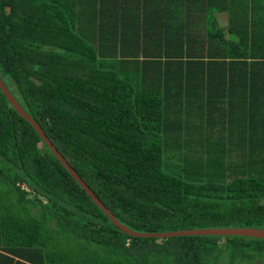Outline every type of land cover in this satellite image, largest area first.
Listing matches in <instances>:
<instances>
[{"label":"trees","instance_id":"trees-1","mask_svg":"<svg viewBox=\"0 0 264 264\" xmlns=\"http://www.w3.org/2000/svg\"><path fill=\"white\" fill-rule=\"evenodd\" d=\"M249 6L0 0V78L130 229H264V16ZM263 251L254 238L121 232L0 89V264H236Z\"/></svg>","mask_w":264,"mask_h":264},{"label":"water","instance_id":"water-1","mask_svg":"<svg viewBox=\"0 0 264 264\" xmlns=\"http://www.w3.org/2000/svg\"><path fill=\"white\" fill-rule=\"evenodd\" d=\"M0 89L8 99L12 107L18 112V114L29 122L34 129L38 132L44 143L60 161V163L67 169V171L73 176V178L86 190L88 195L92 198L93 202L104 211L112 223L116 226L118 230L125 233L128 236L136 238L145 239H165V238H175V237H192V236H234V237H244V238H254L264 240V229H252V228H225V229H197L188 231H176V232H166V233H140L136 232L129 227L122 224L114 214L102 203V201L94 194V192L88 187V185L83 181V179L75 172V170L69 165L65 158L60 154V152L55 148L53 143L50 141L48 136L45 134L42 127L33 120L29 114L22 108V106L17 102L15 97L11 94L10 90L6 87L3 80L0 78Z\"/></svg>","mask_w":264,"mask_h":264},{"label":"rangeland","instance_id":"rangeland-1","mask_svg":"<svg viewBox=\"0 0 264 264\" xmlns=\"http://www.w3.org/2000/svg\"><path fill=\"white\" fill-rule=\"evenodd\" d=\"M260 1L261 0H256L255 1V3H254V7H256V5L258 6V8L259 9H261V3H260ZM262 4H263V6H264V0H262ZM259 9H258V11H259ZM260 12V11H259ZM259 12H256L255 14L256 15H258V13ZM217 17H218V22L220 23V25L221 26H223L224 25V23L226 22L225 21V14H222V15H218L217 14ZM257 17V16H256ZM253 18H255V17H253V16H249V19L250 20H253ZM222 21V22H221ZM235 39V38H234ZM250 243H251V246H250V250H252V249H256L257 250V244H256V242L254 241V242H252V241H250ZM255 250V251H256ZM254 251V252H255ZM231 259H230V254H229V258H228V261L225 259V263L223 262L222 264H231V261H230ZM258 262H264V251L263 252H261V253H258L257 254V257H256V259L253 261H249V260H242V259H239V260H237V262H236V264H256V263H258ZM233 264V263H232Z\"/></svg>","mask_w":264,"mask_h":264},{"label":"crops","instance_id":"crops-1","mask_svg":"<svg viewBox=\"0 0 264 264\" xmlns=\"http://www.w3.org/2000/svg\"><path fill=\"white\" fill-rule=\"evenodd\" d=\"M255 1L256 0H249V3H250V6H249V8L251 9V11H254V10H256V12H259L258 13V15H257V21L260 19V17H261V19H262V16H264V6L263 5H261V9H259L258 8V6L256 5V7H254V3H255ZM262 2V0L260 1V3ZM258 9H259V11H258ZM250 11V12H251ZM255 12V13H256ZM225 14V23H224V27H227V25L229 24V20H228V16H227V13H224ZM219 16L220 15H222V13L221 14H218ZM216 16H217V14H216ZM218 18V17H217ZM222 22V21H221ZM261 24V23H260ZM232 37V36H231ZM256 264H264V262H258V263H256Z\"/></svg>","mask_w":264,"mask_h":264}]
</instances>
